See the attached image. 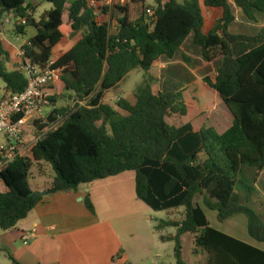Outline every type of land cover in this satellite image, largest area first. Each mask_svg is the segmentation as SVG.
Wrapping results in <instances>:
<instances>
[{"label":"trees","instance_id":"trees-1","mask_svg":"<svg viewBox=\"0 0 264 264\" xmlns=\"http://www.w3.org/2000/svg\"><path fill=\"white\" fill-rule=\"evenodd\" d=\"M44 1L53 7L36 19L28 0H0V18L13 14L24 19L16 25L19 34L28 26L37 29L23 48L25 58L40 65L52 60L63 38L81 32L80 40L52 65L61 70L65 90L78 103L72 109L55 108L48 122L59 115L66 116L64 122L39 138L31 156L18 155L0 169L7 187L0 190L1 229L16 227L43 199L30 183L36 163L46 162L55 172L48 194L135 171L137 196L153 210L185 208L182 220L162 219L157 225L177 229L170 237L176 264H187L185 234L195 235L194 251L205 252L208 264H264L263 249L214 228L196 201L202 196L204 206L216 211L220 221L246 215L250 237L264 243V195L256 182L243 176L244 166L257 176L264 170V27L255 35L231 33L235 16L229 0H204L205 6L224 11L208 32L200 0H155L154 19L148 15L147 0H130L99 7L103 15L112 11V32L110 22L99 21L98 8L90 0ZM233 1L250 20L264 15V0ZM189 37L204 60L219 58L215 79L205 76L176 91L158 93L146 80L137 89L135 103L119 100L122 112L102 101L133 69L148 72L158 59L174 58ZM242 41L253 48L236 56L232 45ZM10 60L0 41V77L8 90L22 92L29 79L19 66L9 69ZM202 91L214 97L211 105L204 102ZM50 99L57 101L56 96ZM221 104L232 114V125L222 133L212 127L196 131L194 121ZM47 126L37 125L40 131ZM84 202L96 213L90 194Z\"/></svg>","mask_w":264,"mask_h":264},{"label":"crops","instance_id":"crops-1","mask_svg":"<svg viewBox=\"0 0 264 264\" xmlns=\"http://www.w3.org/2000/svg\"><path fill=\"white\" fill-rule=\"evenodd\" d=\"M200 1L205 16L204 29L208 32L213 28L216 21L222 18L224 11L220 7H207L204 5V0ZM31 3L36 8V4H39L40 0ZM229 3L235 16L234 22L229 27L231 33L255 35L264 27V15L257 16L256 20H250L233 0H229ZM35 13L36 9L33 12L36 17ZM36 19L38 18L36 17ZM64 20H68V14L66 16L64 13ZM187 42L192 48L197 47L194 45L192 37H189L184 44ZM244 42H236L232 45L234 54L237 46L238 51H240L238 55L235 54L236 56H240L253 48L248 44L239 47L238 44ZM197 48L198 61L195 64L184 62L176 57L181 49L174 58L163 57L153 64L152 67L159 66L160 73H167V77H164L165 80L169 79L171 84L175 82L179 86L182 85L180 88L166 91H176L188 86L192 83L188 79L191 74L197 76L194 82L202 81L205 75H197L199 71V73H204L211 69L209 75L206 74V76L215 79L217 66H213V63L219 62V58L215 61H206L201 55L200 48ZM63 53L61 52L60 56ZM173 66H179L182 71L178 72L176 69L174 75ZM139 68L133 69L124 79ZM124 79L117 85H121ZM193 126L196 131L201 130H197L194 123ZM53 177L54 174H52L51 181L46 180L45 176H39L34 181L30 178V183L34 191H48ZM115 177L117 176L83 184V189L78 188L77 190L41 195L43 199L16 227L7 231L0 227V264H15L9 253L21 264H156L163 262L165 250L169 247V243L174 242L170 240V237L176 234L177 229L175 227H172L174 232L165 230L169 227L157 229V225L162 219L156 220L155 224L152 223L149 211H147L148 216L141 215V213L146 212L143 208L142 212L134 217L124 215L100 216L94 189L98 186H108ZM0 190H7L1 180ZM86 194H90L96 213L90 212L84 205ZM80 197H82L81 200H78ZM176 209L178 208L169 210L173 212ZM145 219H147L146 224L137 223ZM26 234H31L29 240L24 238ZM245 242L255 245L252 242ZM173 246L175 247V242Z\"/></svg>","mask_w":264,"mask_h":264},{"label":"rangeland","instance_id":"rangeland-1","mask_svg":"<svg viewBox=\"0 0 264 264\" xmlns=\"http://www.w3.org/2000/svg\"><path fill=\"white\" fill-rule=\"evenodd\" d=\"M35 2V0H28L32 7V14L34 10L36 9V17L40 19L42 14L46 10H50L53 5L52 3L46 2L44 0H40L39 4H36V8L33 6L31 2ZM179 2H184V0H178ZM130 0H90V4L94 7L98 8V19L100 22H110L111 23V29L112 32L116 31V21L113 18V13L110 10L108 15H103V12L99 10V7H114L115 5H126L129 3ZM147 4L150 8L156 7L155 0H147ZM69 3L67 4V8L69 7ZM68 11L66 10L65 15L67 16ZM34 15V14H33ZM10 18V20H9ZM264 20V19H263ZM22 22L21 19H17L14 16H11V14H4L0 18V41L2 42L3 46L6 50H8L11 54V60L9 62H6V66L9 69H14L19 66V62L21 61L20 53L24 50V45L29 41L30 38L35 36L37 29L33 26H28L26 28L25 34H19L16 30L17 23ZM81 37V32H77L71 36L66 37L63 39L54 49L53 51V57L52 60H55V58H58L61 54V52H66L70 48H72ZM250 45L253 46L251 43H239V47L241 45ZM195 48V49H194ZM198 49L197 47H191L189 42L187 44H184L181 51L177 54V58L184 62H190L191 64H195L196 61H198L197 55H198ZM238 52V46L235 48V54H239ZM218 62L215 61L213 63V66H217ZM159 66L152 67L151 70L148 72L142 70L139 68L138 70H134L127 78L124 79V81L121 83V85H117L113 89L106 92L104 95L102 101L104 103H107L113 107H115L118 111H121V109L118 107L117 103L120 99L125 98L128 101L134 103L136 102V93L137 89L140 84H142L146 80H150L152 82L153 88L156 93L166 90H173L174 88H180L182 85H177L175 82L171 84L169 79L165 80L164 77H167V73L163 72L160 73V70L158 68ZM173 74L175 75V71L177 69L178 72H181L182 70L179 68V66H173ZM210 70L205 71L204 73L197 72V75H209ZM172 74V75H173ZM215 76V74H213ZM185 76H187L185 74ZM188 78L191 82H194V80L197 78L195 74H191ZM187 78V77H184ZM51 88V97L56 96L57 101L54 103L51 101L50 106L45 110V117H49L51 112L55 108H68L72 109L76 106L78 103V100L75 98V96L65 90L64 82L62 81L61 77L60 80L55 82L50 86ZM6 89V83L4 80L0 77V92H3ZM202 97L204 99V102L206 105H211V102L214 101V97L205 92L202 91ZM85 102H82L84 104ZM122 112V111H121ZM233 122V116L228 110V108L225 105L216 106L211 111H209L206 115L196 119L194 121L195 128L197 130L203 129L205 127H212L216 130L218 133H222L226 131ZM30 133H26L28 141L32 139V136L37 134V130L33 127L30 128ZM52 174L55 175V172L53 171L52 167L46 163H36L32 170H31V180H35V178L39 176H45L46 180L51 181ZM243 176L245 179H248L250 182H256V187L260 193L264 195V170L259 173V175H256V172L254 169L249 168L247 166H244L243 168ZM36 186V185H35ZM80 189L84 188V185H80ZM94 196L96 199V203L99 209V214L101 217H108L111 215H124V216H137L140 212H142V208L146 210V212L141 213L142 216H148L147 211H149V214L151 216V222L155 224L156 220L159 219H168L171 217H174L177 220H182L185 217V208L180 207L176 209L175 211L171 210H164V211H155L151 207H149L145 202H143L141 199L138 198L136 193V172L135 171H126L120 175H117V177L112 180L108 186H98L94 189ZM82 197H80L78 200H81ZM196 201L200 203L205 212L206 215L211 223V225L221 230L225 233H228L236 238H239L244 241L252 242L255 244V246L261 248L264 250V243L258 242L254 240L252 237H250L248 233V220L246 215L244 214H237L225 221H220L218 219V214L214 210H210L206 208L203 204V198L202 196L198 195L196 197ZM81 204L83 202L80 201ZM85 205V202H84ZM86 206V205H85ZM87 208V207H86ZM147 219L144 221H138L137 223L146 224ZM172 227L166 228V231H171ZM183 242H184V250L183 255L184 259L187 264H208V258L207 254L205 252L201 253H195V235L193 234H185L183 236ZM174 242L169 243V247L165 250V257L163 258V262L156 263V264H176V259L174 257ZM145 264V263H140Z\"/></svg>","mask_w":264,"mask_h":264},{"label":"built area","instance_id":"built-area-1","mask_svg":"<svg viewBox=\"0 0 264 264\" xmlns=\"http://www.w3.org/2000/svg\"><path fill=\"white\" fill-rule=\"evenodd\" d=\"M148 15L154 19L155 10L149 8ZM21 21L25 22L24 19ZM19 53L22 56L19 68L25 72L29 82L22 92L14 93L7 88L0 92V150L3 153L0 169L6 167L18 155L31 156L32 148L39 138L47 131L58 128L66 118L59 115L55 121L48 122L45 117V110L51 104L50 86L61 77V70L52 67L54 60L40 65L26 59L24 50ZM44 123H48V126L40 131L37 125ZM31 127L38 133L28 141L26 135L30 133ZM30 235L26 234L24 238L29 240Z\"/></svg>","mask_w":264,"mask_h":264},{"label":"water","instance_id":"water-1","mask_svg":"<svg viewBox=\"0 0 264 264\" xmlns=\"http://www.w3.org/2000/svg\"><path fill=\"white\" fill-rule=\"evenodd\" d=\"M34 194L36 196H38V195H47L48 194V191L47 190H44V191H35Z\"/></svg>","mask_w":264,"mask_h":264}]
</instances>
